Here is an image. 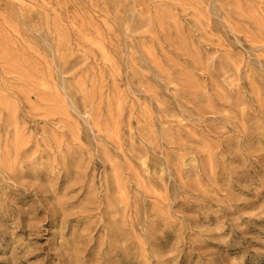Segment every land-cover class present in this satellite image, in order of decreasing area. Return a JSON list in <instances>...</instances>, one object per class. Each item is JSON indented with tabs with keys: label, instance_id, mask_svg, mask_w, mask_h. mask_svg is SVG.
Returning <instances> with one entry per match:
<instances>
[{
	"label": "rangeland",
	"instance_id": "obj_1",
	"mask_svg": "<svg viewBox=\"0 0 264 264\" xmlns=\"http://www.w3.org/2000/svg\"><path fill=\"white\" fill-rule=\"evenodd\" d=\"M263 43L264 0H0V264H264Z\"/></svg>",
	"mask_w": 264,
	"mask_h": 264
},
{
	"label": "bare ground",
	"instance_id": "obj_2",
	"mask_svg": "<svg viewBox=\"0 0 264 264\" xmlns=\"http://www.w3.org/2000/svg\"><path fill=\"white\" fill-rule=\"evenodd\" d=\"M238 4V3H237ZM229 26V25H228ZM246 36V35H245ZM88 44V43H87ZM264 44V43H263ZM146 52V51H145ZM11 63V62H10ZM12 64V63H11ZM14 65V64H13ZM3 66V65H2ZM23 70V69H22ZM24 75V73H23ZM27 80V79H26ZM101 80V79H100ZM93 82V81H92ZM24 83V82H23ZM90 83V82H89ZM56 89V88H55ZM21 90V89H20ZM81 92V91H80ZM28 93V92H27ZM31 94V93H30ZM114 94V93H113ZM119 95V94H118ZM54 101V100H53ZM39 112V111H38ZM96 129V128H95ZM17 139V138H16ZM59 146V145H58ZM17 148V147H16ZM7 151V150H6ZM120 176V175H119Z\"/></svg>",
	"mask_w": 264,
	"mask_h": 264
}]
</instances>
